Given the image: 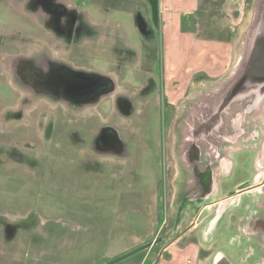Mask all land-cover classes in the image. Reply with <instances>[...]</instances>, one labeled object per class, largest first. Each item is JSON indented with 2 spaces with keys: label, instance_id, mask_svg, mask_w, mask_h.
<instances>
[{
  "label": "rangeland",
  "instance_id": "1",
  "mask_svg": "<svg viewBox=\"0 0 264 264\" xmlns=\"http://www.w3.org/2000/svg\"><path fill=\"white\" fill-rule=\"evenodd\" d=\"M114 2L86 0L85 16L107 32V44L92 40L91 69H104L106 59L129 67L118 85L138 108L122 124L110 99L80 112L22 93L8 58L35 54L50 39L23 0H0V264H264V241L248 240L251 232L228 244L226 234L205 229V240L206 215L175 206L169 148L177 109L159 115L140 91L152 72L178 108L213 87L239 56L253 0H159L156 17ZM137 17L153 35L138 30ZM105 124L118 128L109 127L121 154L97 146ZM253 157L237 155L223 191L256 182Z\"/></svg>",
  "mask_w": 264,
  "mask_h": 264
},
{
  "label": "flooded vegetation",
  "instance_id": "2",
  "mask_svg": "<svg viewBox=\"0 0 264 264\" xmlns=\"http://www.w3.org/2000/svg\"><path fill=\"white\" fill-rule=\"evenodd\" d=\"M22 6L25 13H30L38 21L36 26L39 31L47 32L50 42H47V46L42 47L35 54L18 53L13 56V78L20 86L31 90L35 97L66 103L67 107L79 111L87 104L75 106L60 96L65 91L64 83L68 77L76 74L83 77L96 74L111 78L118 85L124 68L129 67L119 63V60L107 64L108 60L106 59L107 66L104 69L99 71L91 69L92 40L95 38L96 41L99 40V43L103 44L107 32H104V35L101 34L98 26L90 24L83 12H76L69 5L68 0H23ZM263 7L264 0H253L251 17L244 32L246 35L244 50L247 51V55L250 57L249 61L253 64L263 63ZM147 32L150 35L154 34L149 25L144 30V33ZM114 48L116 49V47ZM99 49L106 58L107 47ZM122 51L119 56L123 54ZM127 54L129 58H132L130 51ZM11 58H8L7 69ZM152 59L155 61L154 56ZM149 74H151L150 80L142 84L140 90L144 91L143 94L150 93L151 95L148 106L144 107H159L157 108L160 112L159 115H161V109L164 112L166 110L172 112V109H177L173 126L177 133L179 130H184L182 133L180 131L175 142V149H178L187 168L183 178H180V182L175 183L179 187L178 192H174L176 194L174 201L178 209L182 210V208L186 209L192 206L196 208V214L208 216L202 231V238L205 240L209 237L205 234L206 229L213 233L212 237L219 233L226 234L228 244H232L240 231L251 232L250 236L249 234L247 236L250 238L248 240L252 242L253 240L263 242L264 123L263 116L260 120H251L246 117L247 114L258 111L259 108H230L228 111H225L224 108H216L219 86L221 82L225 81L228 74L213 87L203 91L196 99L187 102L184 107L180 103V107L176 108L166 100L167 92L164 91V85L159 84V79L154 73ZM184 76L186 77V73ZM179 77L182 78V73ZM234 84L231 85L235 86ZM160 86L162 91L159 89ZM181 86L180 84V89ZM254 87V95H256L254 92L257 94L263 92L262 87ZM22 93L31 98L30 92L22 91ZM108 99L124 116H130L135 108H138L134 98L123 92H120L115 99L109 93L105 94L100 98L99 103ZM152 102H157L160 106H155ZM91 108L94 107L85 108L82 112ZM182 108H185V114L182 113L177 117ZM109 127L113 130L118 129L111 124H105L97 134V146L103 151L110 150V152L121 154L122 148H119L113 131ZM251 145L254 148H251ZM230 150L233 151L231 154ZM248 151L254 152L253 162L257 170L255 178H258L256 182L238 190L229 189L224 195L217 196L218 186L223 191L222 184L226 182L223 180L217 182L216 176L226 172V165L228 169L232 168L237 155ZM106 156H111V154L107 153ZM172 183L169 182L170 185ZM242 198L246 200L245 203H242L243 205L240 204ZM226 203L227 206L229 205L228 208ZM203 251L205 250L203 249ZM223 252V250H218L215 255L218 256ZM227 257L229 260L230 257Z\"/></svg>",
  "mask_w": 264,
  "mask_h": 264
},
{
  "label": "water",
  "instance_id": "3",
  "mask_svg": "<svg viewBox=\"0 0 264 264\" xmlns=\"http://www.w3.org/2000/svg\"><path fill=\"white\" fill-rule=\"evenodd\" d=\"M136 24L141 32H144L147 27V25L142 20L138 19V17L136 18ZM244 42H246L245 33L239 49V56L227 78L225 81L221 82L219 86L220 91L217 97L218 103L216 104V108H224L225 111H228L230 108H259L258 111L247 114L246 117L251 120H260L263 116L264 123V53L263 63H250V57H248L247 51L244 50ZM234 78L236 79L235 81ZM231 84H234L235 86ZM252 84L257 88L262 87L261 89H263V92H259L258 94L254 92L256 94L254 95L253 91L255 90V87L252 86ZM64 85L65 91L64 93H61L60 96L75 106L97 104L103 95L112 92L115 88V82L111 78L96 74L87 75L86 77L76 74L75 76L68 77L65 80ZM246 90L249 93H247ZM245 92L246 95H244ZM251 148H254V146L251 145ZM126 256H122L116 260L122 259Z\"/></svg>",
  "mask_w": 264,
  "mask_h": 264
},
{
  "label": "bare ground",
  "instance_id": "4",
  "mask_svg": "<svg viewBox=\"0 0 264 264\" xmlns=\"http://www.w3.org/2000/svg\"><path fill=\"white\" fill-rule=\"evenodd\" d=\"M13 59H14V57H12L11 58V60H10V63H9V68H8V70H10V72H11V74H12V76H13V74H14V70H13V67H12V63H13ZM207 88H202V89H200V90H198L195 94H193V95H190V96H188L187 98H185V99H183V101H182V105H183V107L187 104V102H189V101H191V100H193V99H196L203 91H205ZM22 91H28V92H30V95H31V98H32V96H33V93H32V91L31 90H29V89H27V88H23V90ZM120 92H122L121 91V89L119 88V86L118 85H116L115 84V88L113 89V91L112 92H110L109 94H110V96L113 98V99H115L116 97H117V95L120 93ZM65 106H66V103H63ZM95 105L96 104H87L86 106H84V107H82V109L81 110H79V111H83V109H85V108H89V107H95ZM185 112H186V110H185V108H182V111H181V113L180 114H178V116L177 117H179L182 113H184L185 114ZM119 118H120V124L121 123H123L125 120H126V118H125V116L123 115V114H121L120 116H119ZM182 124H183V120H182V122H181ZM181 126V125H180ZM182 129V128H181ZM31 130V129H30ZM173 130L175 131V126H173ZM173 131V140H172V143H171V145H170V148H169V153H170V157H171V159H172V166H173V169H174V174H173V179H172V181H173V183H174V186H175V192H178V190H179V187L178 186H176V184L175 183H179L180 182V178L182 177L183 178V175H184V171L187 169L186 168V165H184V161L182 160V158L180 157V154H179V151H178V149H175V142L177 141V138H178V135L180 134V131L181 130H179V133H177V135H176V133ZM184 131V130H183ZM183 131H181V133L183 132ZM182 135V134H181ZM233 151H231L230 150V154L232 153ZM228 153H229V151H228ZM232 171H233V166H232V168H229L228 169V167H227V165H226V172H224V173H219L218 174V176H216V180H217V182L219 181L220 182V180H223V181H225V182H228L229 180H230V178L232 177ZM220 175V176H219ZM220 189V186H218V190H217V196H219V195H224L226 192L225 191H221V189ZM176 197V194L174 195V198ZM245 199L244 198H242V201H241V205H243L242 203H245ZM175 203V202H174ZM175 206H177L176 205V203H175ZM226 206H227V203H226ZM229 206V205H228ZM228 206H227V208H228ZM209 216H210V214H209ZM206 218H208V216H206ZM207 221V220H206ZM205 220H204V224L202 225V227H201V234H202V231H203V228H204V226H205V222H206ZM237 231V230H236ZM235 231V232H236ZM213 232V231H212ZM212 234V233H211ZM210 234V235H211ZM201 238H202V236H201ZM205 241V240H204ZM228 242V241H227ZM206 243H210V242H206ZM234 250H235V252H237V250H236V248H234ZM239 251V250H238ZM235 257V256H234Z\"/></svg>",
  "mask_w": 264,
  "mask_h": 264
},
{
  "label": "crops",
  "instance_id": "5",
  "mask_svg": "<svg viewBox=\"0 0 264 264\" xmlns=\"http://www.w3.org/2000/svg\"><path fill=\"white\" fill-rule=\"evenodd\" d=\"M105 1H115L112 4H118L123 6L124 2L130 3L131 11H135L136 14H145L149 17H156L159 8V0H105ZM69 5L76 10V12H83L87 15L86 11L89 9V6L86 3V0H68ZM23 7V6H22ZM111 4L107 5V8H112ZM117 8V7H116ZM124 12V11H118ZM121 13V14H122ZM119 14V13H118ZM87 18V16H86ZM89 21V18H87ZM90 24H92L89 21ZM94 25V24H93Z\"/></svg>",
  "mask_w": 264,
  "mask_h": 264
},
{
  "label": "trees",
  "instance_id": "6",
  "mask_svg": "<svg viewBox=\"0 0 264 264\" xmlns=\"http://www.w3.org/2000/svg\"><path fill=\"white\" fill-rule=\"evenodd\" d=\"M118 260H116V262H117Z\"/></svg>",
  "mask_w": 264,
  "mask_h": 264
}]
</instances>
